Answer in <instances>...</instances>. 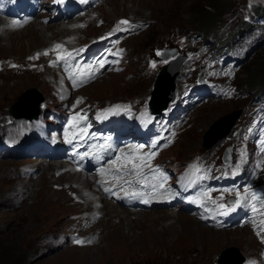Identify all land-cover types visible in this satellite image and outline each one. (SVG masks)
I'll return each instance as SVG.
<instances>
[{
    "label": "rangeland",
    "instance_id": "rangeland-1",
    "mask_svg": "<svg viewBox=\"0 0 264 264\" xmlns=\"http://www.w3.org/2000/svg\"><path fill=\"white\" fill-rule=\"evenodd\" d=\"M196 2L197 0H106L102 9L108 14L132 13L151 17L154 20L153 25L145 34L136 35L128 40L129 46L137 49L148 45L157 31L165 24L181 21L192 22L196 25L197 23L191 21V19H197L191 10L192 8L197 11ZM223 3L224 5L229 4L227 0ZM206 7L212 10L211 7ZM0 13L4 15L3 22L0 23V127H11L10 130L15 138L20 139L27 128L26 118L24 116L11 117L8 110L11 108L12 102L6 107L2 101L10 91L18 94L16 100L22 103L27 101V98H36L38 96L36 92L39 95H42L43 92L45 95L50 94L49 85L44 75L35 72L29 73L30 66L26 65L20 58L31 52L34 47L40 46L44 42V38L51 34L54 29L49 27L47 34L44 33L41 36L40 32L36 30L40 25L31 23L8 32L5 11ZM212 13L204 14L205 17H201L200 20L209 24L214 17ZM178 15L184 18H179ZM31 29L34 31L31 32ZM97 31L98 29L95 28L93 32ZM116 45L117 47L111 53V59L120 55L118 44ZM263 65L264 49L256 57L247 60L242 68L238 66L231 71L233 76L237 78L236 81H256L259 80L257 78L259 73L264 71ZM153 78L154 76L144 77L136 82L125 79L120 73L108 72L87 86L84 91L95 98L124 99L127 95L142 93L147 90ZM259 83L262 84L264 81ZM23 92L26 93V97ZM32 93L34 96L31 95ZM36 102L37 100H33V106ZM246 102L247 99H239L237 102L226 101L201 107L197 114L194 113L192 116V118L194 117V124L182 134L180 133L179 138L170 147L167 154L174 152L176 154L181 152L192 153L202 149V139H204L208 128L214 125L212 123L221 115L230 113L231 110L243 106ZM13 109L18 112L17 107L13 106ZM227 115L217 120L215 124L217 125L225 118L229 120L228 116L231 115ZM15 162L17 160L0 159V246H5L6 253L22 255L20 264H28L24 261L26 248L27 246L32 247L30 238L33 237L38 227L50 223L53 218L54 221L57 220L59 212L65 208H68L69 212L76 211L78 204H72L76 198L74 195L67 197L61 191H57V193L62 197H57L52 202H50V197L45 198L38 195L34 204L36 187L29 185L30 198L29 194L24 192L17 204L12 203L8 208L5 207L4 204L7 203L5 193L15 183V180L11 178L14 174L13 163ZM105 206L106 204L101 207L103 212ZM118 209L123 211L120 207ZM123 215L124 212L119 213L120 218ZM139 215L141 217L139 226L132 227L131 224L139 220L138 218L129 219L126 215L127 220L123 218V221L126 220L124 223L121 220L118 221L119 219L111 220L108 218L107 221L104 212V216L101 217L97 225L98 230L101 231V239L98 244H93L85 250H68L47 255L29 264H217L218 253L222 254L228 246L231 247L227 250L233 247L239 255L240 251L246 255L256 248V241L246 227L241 231L239 227L235 230H222L220 232L211 229V231L197 221V225L193 226V217L181 213V211H171L166 208L146 210ZM168 215L174 217L164 221H155L156 219L167 218ZM73 221H75L81 239L93 243L94 239L91 236V232L94 230L93 222L83 221L80 217L77 220L73 218ZM116 225L122 238H117ZM180 238L187 240L185 239L177 245L173 243ZM227 255L231 254L227 253Z\"/></svg>",
    "mask_w": 264,
    "mask_h": 264
},
{
    "label": "snow or ice",
    "instance_id": "snow-or-ice-1",
    "mask_svg": "<svg viewBox=\"0 0 264 264\" xmlns=\"http://www.w3.org/2000/svg\"><path fill=\"white\" fill-rule=\"evenodd\" d=\"M19 24V22H17V21H14L13 22V25H18ZM119 24H121V25H128L129 24V21H127V20H121L120 22H119ZM109 35H111V33L109 34ZM60 49H63V45H61V44H56V45H54V48H53V51H57V50H60ZM80 51H83V49H81ZM48 54V52L46 51L45 53H44V55H47ZM159 54V53H158ZM39 54H37V56H38ZM72 55H73V53H71V52H67V51H65L63 54H60L59 52H57V61H54L53 63L55 64V63H57V62H59L60 60H68V59H70L71 57H72ZM32 58H35V57H32ZM32 58H30V59H32ZM102 66V65H101ZM155 65L153 64V67H154ZM77 67H79V66H77ZM87 67V66H86ZM93 76H94V73L93 72H88V73H81L80 74V76H79V82L80 83H84V82H87V80L88 79H90V78H93ZM76 84H77V79H73V85L74 86H76ZM82 99V98H81ZM81 99H78V103L79 102H81ZM120 106H117V108H119ZM84 119H86V117H78V120H77V122H79L80 120H84ZM69 143H71L72 141H71V139H69V141H68ZM169 143H171V141H169ZM153 146H155V145H153ZM165 146H167V145H165ZM141 148H143V146L141 145V146H139L138 148H136V149H133V150H131V152L132 153H138L139 151H140V149ZM155 155H156V153L155 152H149V153H145V154H143V155H140V156H136V155H133V154H124V156H123V165H122V169L121 170H124V171H126V170H128L129 169V166H130V169L132 170V171H134V172H136L138 175L140 174V172L142 171V169L144 168V167H151L148 163H147V161H150L151 159H153L154 157H155ZM121 159V157H117V160H120ZM114 163H115V161H114ZM103 169L101 170V172L103 173ZM152 171L155 173V172H160V170H159V168H155V169H152ZM235 174V173H234ZM160 176H161V178L163 179V180H166L167 179V177L166 176H164V174L162 173V172H160ZM126 183H130V181H126ZM157 186L156 185H153V188H156ZM159 187H163V184H160L159 185ZM105 191L106 192H111V189H105ZM114 194V193H113ZM129 194L128 193H125V196H128ZM135 195V194H134ZM251 196L253 197V199H258V197H257V194L255 193V192H252L251 193ZM145 203H148V201L147 200H145L144 201ZM240 203H241V200L240 199H237V201H236V205H234L233 207H231V208H228L227 209V211H224L222 214L223 215H227L228 214V212H230V211H234L235 210V206H238V205H240ZM262 204H264V202H262ZM219 207L220 208H225L226 206L225 205H223V204H221V205H219ZM252 210L255 212V211H257V209H256V207H255V205H253L252 206ZM261 224H262V226H264V221H262L261 222ZM261 230L262 231H264V227H262L261 228ZM260 233L259 232H257V235H259ZM261 239H262V242H264V237H261ZM76 244H78V245H82V244H85V243H90L91 241H85V240H81V239H75V241H74ZM249 264H255V262H253V261H250L249 262Z\"/></svg>",
    "mask_w": 264,
    "mask_h": 264
},
{
    "label": "trees",
    "instance_id": "trees-1",
    "mask_svg": "<svg viewBox=\"0 0 264 264\" xmlns=\"http://www.w3.org/2000/svg\"><path fill=\"white\" fill-rule=\"evenodd\" d=\"M226 0H207V2L212 5L214 8H216L218 11H221L223 8H225V5L223 2H225ZM196 8L197 11H194L192 8V12L194 14V16L197 19H202L201 17H205L204 14H209V12H213L212 14L215 16V9H209L208 7H206V5L204 4V2L198 1L196 2ZM214 18V17H213ZM213 22H215V20H213ZM264 66V65H263ZM264 72V71H263ZM170 78V77H169ZM225 120V119H224ZM222 120V121H224ZM220 121L214 128H216V130L212 133L213 129L209 131L207 138H211L212 136H215L217 133H219L222 128L223 125L227 122H222ZM221 123V124H220ZM212 133V134H211ZM234 251V250H232ZM7 250L5 248V246H0V264H20L21 260H22V255H12L10 253H6ZM237 255L233 254L232 258H235Z\"/></svg>",
    "mask_w": 264,
    "mask_h": 264
},
{
    "label": "bare ground",
    "instance_id": "bare-ground-1",
    "mask_svg": "<svg viewBox=\"0 0 264 264\" xmlns=\"http://www.w3.org/2000/svg\"><path fill=\"white\" fill-rule=\"evenodd\" d=\"M1 18H0V22H1ZM34 25V24H33ZM33 28H34V26H32ZM26 28V27H25ZM35 29V28H34ZM34 29H31V32H33L34 31ZM23 30V29H22ZM33 30V31H32ZM36 30H38L40 33L39 34H41V36H43L44 35V33H45V30L46 29H44V26H39V27H37L36 28ZM46 35V34H45ZM36 37V36H35ZM47 38V37H46ZM46 38H44V40L46 39ZM170 75L169 74H167V75H165V78H166V80H169L170 78ZM25 95H26V93H25ZM31 95H33L34 96V93H32ZM228 118L230 119L231 118V116H228ZM227 121V122H226ZM228 121L229 120H227L226 118H225V124L223 125V128H222V130L225 128V126L227 125V123H228ZM216 125V124H215ZM218 126V125H217ZM210 130H212V129H210ZM209 130V131H210ZM216 129H214L212 132H214ZM209 131H208V133H209ZM39 199V198H38ZM121 208V207H120ZM113 210H116V211H118V212H122V210H119L118 209V206H116V207H113ZM171 211H173V210H171ZM178 212H180V211H178ZM182 213V212H181ZM162 215V214H161ZM176 216V215H175ZM160 217V216H159ZM163 217V216H162ZM168 217H174L173 215H168ZM183 228V227H182ZM115 230L117 231L118 230V233H116V235H117V238L119 239V238H122V236H121V233H120V230H119V228L117 227V225H116V228H115ZM227 250V249H226ZM232 250H234L233 248H230L229 250H227L226 252H225V254H224V258L225 257H227V256H230V257H232L233 256V254H236V252H235V250L234 251H232ZM227 253H230L231 255H227ZM237 255V254H236Z\"/></svg>",
    "mask_w": 264,
    "mask_h": 264
},
{
    "label": "water",
    "instance_id": "water-1",
    "mask_svg": "<svg viewBox=\"0 0 264 264\" xmlns=\"http://www.w3.org/2000/svg\"><path fill=\"white\" fill-rule=\"evenodd\" d=\"M161 101H162V99H161Z\"/></svg>",
    "mask_w": 264,
    "mask_h": 264
}]
</instances>
